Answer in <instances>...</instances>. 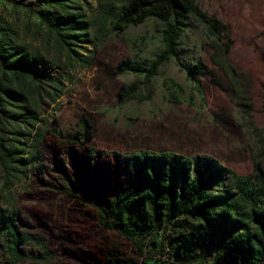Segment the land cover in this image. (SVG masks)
<instances>
[{
    "label": "trees",
    "instance_id": "1",
    "mask_svg": "<svg viewBox=\"0 0 264 264\" xmlns=\"http://www.w3.org/2000/svg\"><path fill=\"white\" fill-rule=\"evenodd\" d=\"M2 2L0 164L4 168L11 160L39 172L48 138L66 149L87 147L93 127L86 117L59 130L42 128V119L63 95L70 71L89 68L99 43L112 33L150 18L162 24V48L150 61L123 60L115 70L116 75L131 73L147 82L164 63L179 62V39L191 16L212 39V64L232 71L217 59L232 48L227 25L203 11L196 0H97L90 14L83 10L82 0ZM196 68L190 66L187 75L201 94ZM137 91L136 83L122 86L118 102L140 100ZM61 173L63 193L77 195L79 185L65 170ZM123 177L124 184L111 197L94 201L92 208L98 227L124 241L133 256L115 245L105 253L104 264H147L150 259L156 264L166 256L175 264H264V169L259 164L247 176L207 158L131 154L124 159ZM13 185L6 181L3 191ZM53 259V250L28 216L16 207L0 206V264H49Z\"/></svg>",
    "mask_w": 264,
    "mask_h": 264
},
{
    "label": "rangeland",
    "instance_id": "2",
    "mask_svg": "<svg viewBox=\"0 0 264 264\" xmlns=\"http://www.w3.org/2000/svg\"><path fill=\"white\" fill-rule=\"evenodd\" d=\"M197 2L227 25L232 48L217 59L232 71L212 64V39L189 16L178 43V63H164L147 82L131 73L116 75L121 61L145 64L162 48V24L150 18L129 26L99 43L89 68L70 71L63 95L42 119V128L59 130L86 117L93 127L87 147L66 149L48 138L41 172L11 160L5 168L0 164V206L16 207L28 216L54 252L49 264H104L105 253L115 245L133 256L124 241L98 227L92 208L94 201L111 197L124 184V159L131 154L207 158L247 176L254 174L255 164L264 169V0ZM82 4L90 14L97 0ZM3 6L0 0L4 14ZM192 65L197 66L201 94L188 79ZM134 83L140 100L120 104L119 89ZM63 170L79 185L77 195L61 190ZM6 181L14 185L3 191ZM157 260L156 264H175L169 256L162 259L165 263Z\"/></svg>",
    "mask_w": 264,
    "mask_h": 264
},
{
    "label": "crops",
    "instance_id": "3",
    "mask_svg": "<svg viewBox=\"0 0 264 264\" xmlns=\"http://www.w3.org/2000/svg\"><path fill=\"white\" fill-rule=\"evenodd\" d=\"M197 1V0H196ZM198 3V2H197ZM199 5V4H198ZM200 6V5H199ZM201 8V7H200ZM202 9V8H201ZM203 10V9H202ZM203 11H205V10H203ZM207 12V11H206ZM210 14V13H209Z\"/></svg>",
    "mask_w": 264,
    "mask_h": 264
}]
</instances>
